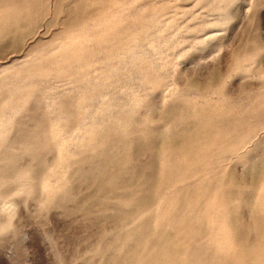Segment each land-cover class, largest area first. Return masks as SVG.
Masks as SVG:
<instances>
[{"label":"rangeland","instance_id":"374dc122","mask_svg":"<svg viewBox=\"0 0 264 264\" xmlns=\"http://www.w3.org/2000/svg\"><path fill=\"white\" fill-rule=\"evenodd\" d=\"M0 264H264V0H0Z\"/></svg>","mask_w":264,"mask_h":264}]
</instances>
